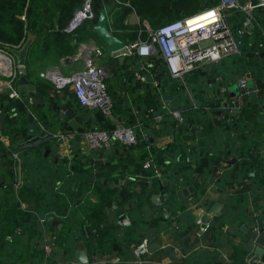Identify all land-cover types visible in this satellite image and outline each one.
Here are the masks:
<instances>
[{
    "label": "trees",
    "instance_id": "1",
    "mask_svg": "<svg viewBox=\"0 0 264 264\" xmlns=\"http://www.w3.org/2000/svg\"><path fill=\"white\" fill-rule=\"evenodd\" d=\"M108 1L110 0H92L94 18L91 20H96L98 11ZM175 1L132 0L135 9L132 6H113L112 16L125 17L127 12L134 10L139 17L150 21L155 27L152 29L154 30L162 24L172 21L167 18V14L171 10L170 8L174 7ZM219 1L198 0V3L203 7V10L205 9V3H208V7H213ZM238 1L244 3L247 0ZM82 2L83 0H0V46L21 47L29 36H33L34 41L29 47L25 61L26 75H31L35 69L46 66V60L51 56L59 60L66 55H73L79 43L85 39L83 33L87 30L85 28L77 30L78 26L72 31H66L65 27L80 8ZM188 2L192 1H185V3ZM190 12L191 10L188 11V13ZM225 16L238 45V52L229 54L227 58L230 62L224 65L230 73L228 79L233 82H227L229 81L227 80L224 84H220L215 78L217 75L223 78L222 73L215 72L214 74L204 75V70H200L199 67H195L186 73L183 79L180 80L170 75L160 58H153L155 65L152 71L156 74L159 90L153 92V96L146 103L140 101V113H142L140 124L132 126L138 136L137 142L152 146L154 150L155 154L152 151L151 155L153 163L161 170L160 175L154 174L150 167L143 168L144 158L141 161V166L142 169L150 170L151 179L157 186L162 184L165 187L167 185L169 189L177 187L180 181L179 177H183L182 180L193 182L194 190H205L210 187L217 190L224 187L227 175L233 170H238L239 176L250 175L247 182L250 188L261 186L260 171L264 166V133L255 122L260 117L264 125V113L263 115L258 113L264 110L262 107L264 90L259 94L256 92L243 94L238 107L234 108L230 104V100L234 99L231 97L234 96H230L229 88L236 85V81L244 76L246 72H249L252 77L262 82L264 89V5L253 9L252 16L256 24L251 27L243 25L245 13L240 9H231L226 12ZM122 27L118 26L116 29L121 30ZM124 27L133 28V26L126 24ZM118 31L113 33L120 37ZM87 34L93 35L91 31ZM134 38L131 37L130 39ZM260 43H263V45L260 46ZM137 60V56L131 57L132 63ZM114 61L116 62L117 59ZM116 73L120 74L118 68ZM146 77V80H152L149 72L146 73ZM211 81L212 86L207 87L206 84ZM106 82L113 108H117L118 98L109 89L108 78ZM222 87L227 88L228 93L220 92L219 90ZM207 90L210 92L208 95L202 93ZM222 101L226 106L219 108V103ZM122 103L123 107L130 108L126 99H123ZM150 107L153 110L149 113L150 116H147L146 112ZM174 109L180 111L181 120L177 121L173 117L172 110ZM218 110H221L222 113L221 121L217 125L214 123L213 117L217 115ZM251 112L258 113V115H255L256 118L250 116ZM157 113H161V118L158 121L153 118V115ZM126 125L131 124L126 121ZM20 127L15 126L14 131L9 133V141L6 144L0 142V216L13 220L12 216L9 217L2 207L6 203V199H9L7 193L15 190L13 187L15 161L10 152L17 151L21 157L20 166L26 175V179L21 182L16 190L18 198L26 201L28 198L33 197L35 201L34 210L45 219L46 224L50 222L51 218H57L67 225L69 236H74L77 227L74 214L75 204L94 185L99 204L105 205L108 203L106 190H109L110 187L104 183L96 185V182L93 181V173L90 168L86 167L89 158L79 146V136L72 140L71 152L73 157L68 159L66 156L57 153V145L53 142H49L45 147L39 149L19 148L17 146L18 135L27 137L41 131L35 121L23 124V128ZM191 128L196 130L192 132ZM143 132L145 134H142ZM165 134L172 136L171 141L164 146H157L155 144L156 140ZM114 142L111 150L124 145V143L117 140ZM47 147L51 150L49 154L44 152ZM98 151L101 155H110L107 149L99 148ZM52 154L54 155L53 159ZM160 157H163L164 163L158 160ZM198 158L203 159L206 163V167L199 169V172L192 167V163ZM223 158H226L227 163L222 167L221 165L218 167V160ZM239 160L243 161L240 166L238 164ZM116 166L110 164L105 167L109 179L116 178L113 175ZM169 167L170 172L168 173L171 183L165 184L163 173L165 174L164 169ZM260 189L261 192L255 193L252 190V194L264 198V189ZM134 196V194L128 193L125 200L132 202ZM239 196H231L227 200L226 206L231 202H235ZM169 201L170 199L165 203L166 207ZM181 203L186 204V201L183 200ZM98 207L96 204L90 207L88 210L90 223L86 228L83 226L82 232L86 235L87 230L88 234L86 236L90 238L97 237L96 230L92 231V228L96 229L98 227L94 225L97 224L98 220L91 219L90 213L98 211ZM34 216V213L23 210V213L17 218H19L21 224L24 223L25 219L33 220ZM245 216L254 218L252 210H248ZM161 218L162 214L160 213L158 219ZM261 219L263 218L259 219V224ZM224 222V218L213 221L212 224L207 225L203 233L212 225ZM2 223L4 224L5 220ZM1 224L0 229L2 228ZM155 227L158 228L159 223H156ZM196 230H198L197 227L195 232ZM6 232L15 239L14 231L12 232L9 229ZM137 232L141 234V238L146 234L141 227L137 228ZM2 240L3 238L0 236L1 247L6 245ZM69 244V241H66V247Z\"/></svg>",
    "mask_w": 264,
    "mask_h": 264
},
{
    "label": "crops",
    "instance_id": "2",
    "mask_svg": "<svg viewBox=\"0 0 264 264\" xmlns=\"http://www.w3.org/2000/svg\"><path fill=\"white\" fill-rule=\"evenodd\" d=\"M125 17L127 23L132 24L135 21L134 23L137 24L138 17L134 10L127 12ZM255 24L256 22L253 21L249 27ZM92 33L93 35L86 37L80 44L101 46L105 49L104 54L106 53L111 57V60L103 65L110 70L108 76L109 89L118 98V106L113 109V117L108 119L97 110L77 104L71 86H66L61 92H58L49 78L40 75L42 71L52 66L58 67L64 75L81 69L83 60H75L76 55L74 53L73 55L61 57L56 63L48 64L41 70L35 69L31 75H26L30 83L39 87L36 93L42 97V106L31 108L23 96L10 98L6 89L7 79L3 76L0 78V142L6 144L9 141V133L14 131L15 126L23 128V124L27 122L41 121L45 123L50 133L63 127H69L63 124L58 117L59 106L63 103L76 111V115L85 129L104 128L108 125H117V123L126 124V121L130 122L131 125L140 124V116L142 114L140 113V101L146 103L153 96V92L159 90L156 74L152 71L155 64L145 58H138L135 63H132L131 57L137 55L125 56L121 63L118 56L111 54L103 44V41L94 32ZM122 38L127 43L135 40V38ZM115 59H117L116 62L114 61ZM97 61L101 63L100 57ZM229 62L226 56L217 62H200L195 67L204 70V75L214 74L215 72L222 73L223 78L217 75L215 80L220 82V84H224L227 80H229L227 82H233L228 79L230 73L224 67ZM117 68L120 71L119 75L116 73ZM136 71L142 72L145 76L149 72L152 80L138 81L134 76ZM21 74H25L24 68H20ZM247 74L250 73L246 72L244 76ZM250 78L255 85L253 92L262 93L264 90L262 82L252 77L251 74ZM206 86L211 87L212 81L208 82ZM67 88L71 93H66ZM202 93L208 95L210 92L207 90ZM123 99H126L130 108L123 107ZM262 107L264 108V103ZM28 112H32L34 115L31 121L27 118ZM258 113L263 115L264 110ZM258 113L251 112L250 116L255 117ZM255 124L264 133V125L260 117ZM195 130L193 129L192 132ZM36 133L44 134L46 132L38 131ZM30 136L18 135L17 146L21 149L31 150L45 147L47 143L53 142L57 145V153L69 159L73 157L71 152L72 140L79 135L77 132L66 144L51 136L33 146L19 145L21 141ZM171 139V135L165 134L157 139L155 144L159 147L164 146ZM150 140L152 141V139ZM81 144L82 141L80 139L79 146ZM47 149L49 152L45 154L51 152L48 147L45 148L44 152ZM98 149L88 145L87 150L83 152L89 158L86 167L90 168L93 173L95 184L104 183L110 187L109 190H106L108 203L105 205L99 204L97 191L92 185L84 197L74 206L78 227H76L74 236H69L68 227L63 221L51 218L50 222L46 224V231L54 236L52 254L49 259L52 263L69 264L72 261L75 262L76 252L83 250L88 257V264L103 259H113L112 264H250L249 260L252 255L253 243L240 226L244 224L249 228L260 227L259 219L261 217L264 218V198L260 195L252 194V190L255 193L261 192L260 188L264 189V166L260 171L262 183L259 187L250 188L247 183L250 175L239 176L238 170H233L227 175L224 187L221 189L214 190L210 187L205 190H194L193 182L182 180L183 177H179L180 181L177 187L169 189L167 185L165 187L162 184L157 186L151 179L150 170L142 169L141 161L143 158H147L148 154L151 155L152 151L155 154L152 146L138 142L135 144H124L117 146L113 153L107 157L101 155ZM51 157L53 159L54 155L52 154ZM99 159H102V162L95 163ZM158 160L164 163L163 157L158 158ZM226 163V158H223L218 160L217 165L222 167ZM242 163V160L238 161L239 166ZM110 164L119 165L113 170V175L116 176L114 179H109L107 177L108 174L105 172V167ZM192 167L199 172L206 167V163H204L203 159L198 158L192 163ZM164 171L163 180L165 184L171 183L168 173L170 172V167L164 169ZM18 174L22 181L26 179L25 171L21 166ZM16 190L17 188L7 193L9 199H6L7 201L2 207L9 217L12 216L13 220L0 216L1 223L5 220L4 224L0 223L2 226L0 236L3 238L2 241L6 243L5 246H0V264H42V232L36 227L37 225L34 226L36 217L34 216L33 220L25 219L24 223L21 224L19 218H17L23 213V210H34V198L30 197L26 201L20 200ZM128 193L135 195L132 202L125 200ZM155 195H159L158 202L153 199ZM233 195L240 196L235 202H231L226 206L227 200ZM168 199L170 201L166 207L165 203L168 202ZM183 200L186 201V204L181 203ZM216 202L221 203L219 214H212L203 223L209 225L213 221H218L219 218H224L225 222L214 224L203 233L204 230L200 231L197 218L201 219L204 213ZM94 204L99 206V209L90 213V215L91 219L98 220L97 224H94L98 226L95 232L97 237L90 238L84 235L82 230L83 226L90 223L88 210ZM248 210H252L254 218L245 216ZM121 212L127 213L129 223L121 224L117 221V215ZM160 213L162 218L158 219ZM156 223H159L158 228L155 227ZM138 227L145 230L146 234L143 237H146L149 241V251L144 260L140 259L134 251L135 244L141 238V234L137 232ZM196 227L198 230L195 232ZM16 228H20L21 231L19 233L16 232ZM9 229L12 232L14 231L15 239L6 232ZM66 241L70 243L67 247Z\"/></svg>",
    "mask_w": 264,
    "mask_h": 264
},
{
    "label": "built area",
    "instance_id": "3",
    "mask_svg": "<svg viewBox=\"0 0 264 264\" xmlns=\"http://www.w3.org/2000/svg\"><path fill=\"white\" fill-rule=\"evenodd\" d=\"M114 6H130L127 0H110ZM231 9H240L244 11L245 18L244 26H250L253 23V9L247 0L240 3L238 0H220L215 6L208 7L198 12L203 14L200 20H191V16L175 19L166 22L157 29L148 30L147 35H141L135 38L134 41L127 43L124 49L120 52L113 53L119 56L137 55L140 59H148L155 64L154 59L160 58L165 64L170 75L180 80L195 66L204 61H219L223 57L232 53L238 52V45L235 41L231 29L226 21V12ZM196 13V14H198ZM194 14V15H196ZM94 18L92 8V0H83L80 8L75 12L70 22L65 27L66 31H72L77 28L82 22ZM148 28V27H147ZM141 30L140 32H142ZM260 46L263 43L259 44ZM19 46H0V78L3 76L7 79L6 89L10 98H20L21 95L17 91V79L20 75V67L17 65L16 57L12 50L19 49ZM80 48V49H79ZM105 49L96 45L78 46L75 57H81L83 67L71 74L64 75L61 70L52 66L40 73L41 76L49 78L56 91L61 92L66 86H71L73 96L76 102L86 108H92L99 111L104 117L111 119L113 117V103L107 90L106 79L110 74L108 67L102 63H98L97 59L104 54ZM112 54V53H111ZM154 58V59H153ZM153 65V64H152ZM153 75V73H151ZM134 76L138 81H146V76L142 72H134ZM247 77L242 76L236 81L238 88H246ZM220 92H227L225 87H222ZM245 93L231 97L232 107H238L241 96ZM219 108H224L226 105L222 101L219 103ZM153 108H149L146 112L147 116ZM172 115L175 120L182 119L180 111L172 110ZM154 120L158 121L161 118V113L153 115ZM41 131L50 132L47 126L41 122H37ZM139 124V123H138ZM76 130L70 127H63L59 130L51 131L52 137L66 144L69 139L76 135ZM142 134H145L144 132ZM82 141L80 145L82 151H86L88 145L97 148L107 149L110 154L113 153L112 147L117 140L124 144H135L138 140L137 133L132 125L117 123V125H108L104 128L84 129L83 132H78ZM11 157L15 161L13 168L14 181L13 187L18 188L22 182L19 176L21 157L17 151L10 152ZM107 157L106 155H103ZM142 166L150 167L154 174L160 175L161 170L153 163L152 155L144 159ZM35 214L36 225L42 232V264H55L49 259L52 254V240L54 236L47 233L46 221L39 216L35 210L26 209ZM197 223L200 226V231L205 230L206 224L200 218H197ZM87 225L84 226L86 228ZM92 228V231H95ZM19 233L20 228H16ZM88 234L86 230V235ZM136 255L144 260L149 251V241L146 237H142L134 246ZM113 259L98 260L89 264H112ZM69 264H88L71 262Z\"/></svg>",
    "mask_w": 264,
    "mask_h": 264
},
{
    "label": "water",
    "instance_id": "4",
    "mask_svg": "<svg viewBox=\"0 0 264 264\" xmlns=\"http://www.w3.org/2000/svg\"><path fill=\"white\" fill-rule=\"evenodd\" d=\"M250 6L252 8H256L264 5V0H248ZM114 3L112 1H108L103 8L98 11V15L96 20L93 23H90V30L94 32L105 44L107 50L110 53L120 52L126 46V41L115 35L109 28L108 25V15L111 13ZM205 8H208V3H205ZM34 41V38L28 37L27 40L22 44L19 49L12 50V53L16 57L17 65L20 68L25 67L26 56L29 50L30 45ZM124 54H119L118 59L122 63L125 59ZM81 57H76L75 60H80ZM247 82L246 88H238L236 85H233L229 88L230 96H236L239 93L245 92H253L255 90V85L253 80L250 78V74L246 75ZM39 90V87L28 81L26 74H21L17 81V91L18 93L24 97V99L28 102L31 108H36L38 106H42V97L40 94L36 93ZM60 110L58 112V117L60 118L63 124H66L72 129H75L77 132H83L84 126L80 123L76 111L72 108H69L67 104H61L59 106ZM221 110L217 111V115L213 117V121L215 124H219L221 121ZM28 120H33L34 115L32 112H28L27 114ZM194 128H192L193 130ZM52 134L50 132H46L44 134L35 133L30 137L21 141L19 145L21 146H33L38 144L48 138H50ZM47 149L45 153H48ZM101 163L102 159L95 161V163ZM155 202L159 201V195H155L153 197ZM221 210V203L216 202L204 215L201 217L202 222H206L212 214H219ZM258 211H260L258 209ZM117 221L121 224L129 223V218L126 212H121L117 215ZM241 229L246 233L248 238L253 243L252 246V255L250 257V264H263L264 263V218L260 220V227L249 228L248 226L242 224ZM76 263H87L88 257L83 250H78L76 252Z\"/></svg>",
    "mask_w": 264,
    "mask_h": 264
},
{
    "label": "rangeland",
    "instance_id": "5",
    "mask_svg": "<svg viewBox=\"0 0 264 264\" xmlns=\"http://www.w3.org/2000/svg\"><path fill=\"white\" fill-rule=\"evenodd\" d=\"M127 1L131 4L130 6H132L134 8V5H132V0H127ZM185 1H187V0H176L174 2V7L170 8L171 10L168 11L167 18H169L170 20L183 18L185 16L195 14L198 11L202 10V8H203L199 5L198 0H195V1L191 0L192 2H188V3H185ZM190 10H191V12L188 13V11H190ZM132 11L133 10H131L130 12H132ZM134 12L136 13V11H134ZM136 15L138 17L137 24L134 23L135 21L132 24H130V23L126 22V17L112 16V11H111V13L108 15V25H109L110 30L112 32L119 30L118 33L121 36H124L125 38L130 39L131 37L137 38L139 36V34L147 35L149 29L152 30L153 28H155L150 21L142 19L141 17L138 16L137 13H136ZM93 22H94L93 20L84 21L77 28V30L84 29V28L87 30L86 32L83 33L84 38L92 35V34H87V33L91 31L90 30V23H93ZM143 23H145V24H143ZM125 24L130 25L131 27L133 26V28L132 29L125 28L124 27ZM158 25H160V24H158ZM158 25H156V26H158ZM118 26H123L124 28L122 27L121 30L116 29ZM141 30H143V31L140 32ZM110 60H111V57L106 53L100 57V62L102 64H105ZM56 61H57V59L54 56H51L49 59L46 60V62H47L46 65H48V64L52 65V64L56 63ZM43 68H41V69H43ZM32 70H34V69H32ZM69 92H70V90L67 88L66 93H69Z\"/></svg>",
    "mask_w": 264,
    "mask_h": 264
},
{
    "label": "bare ground",
    "instance_id": "6",
    "mask_svg": "<svg viewBox=\"0 0 264 264\" xmlns=\"http://www.w3.org/2000/svg\"><path fill=\"white\" fill-rule=\"evenodd\" d=\"M203 14H201V13H198V14H196V15H193L192 17H191V20H200V17L202 16Z\"/></svg>",
    "mask_w": 264,
    "mask_h": 264
}]
</instances>
